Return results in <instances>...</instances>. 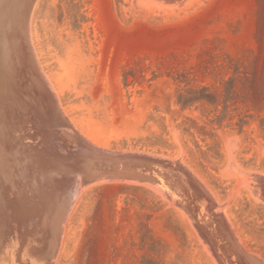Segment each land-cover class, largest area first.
Wrapping results in <instances>:
<instances>
[{
    "label": "rangeland",
    "instance_id": "1",
    "mask_svg": "<svg viewBox=\"0 0 264 264\" xmlns=\"http://www.w3.org/2000/svg\"><path fill=\"white\" fill-rule=\"evenodd\" d=\"M29 25L80 134L183 166L264 264V0H36ZM203 86L218 104L182 109L179 92ZM63 233L53 264H218L180 207L146 185L78 192Z\"/></svg>",
    "mask_w": 264,
    "mask_h": 264
},
{
    "label": "water",
    "instance_id": "2",
    "mask_svg": "<svg viewBox=\"0 0 264 264\" xmlns=\"http://www.w3.org/2000/svg\"><path fill=\"white\" fill-rule=\"evenodd\" d=\"M35 2L0 0V264H53L78 192L110 180L153 187L179 206L218 264H261L183 166L80 134L39 67Z\"/></svg>",
    "mask_w": 264,
    "mask_h": 264
},
{
    "label": "trees",
    "instance_id": "3",
    "mask_svg": "<svg viewBox=\"0 0 264 264\" xmlns=\"http://www.w3.org/2000/svg\"><path fill=\"white\" fill-rule=\"evenodd\" d=\"M218 95L215 92L210 91L209 87L203 86L200 88H187L179 92L177 103L181 105L182 109H186L191 107L194 103H208L211 105L218 104ZM229 91L226 90V95L224 99V108L227 110L229 108L228 101H229ZM193 124V123H192ZM192 125L190 127H185V132L194 135L191 131ZM197 148L201 153H205L201 150L200 145L197 144Z\"/></svg>",
    "mask_w": 264,
    "mask_h": 264
},
{
    "label": "bare ground",
    "instance_id": "4",
    "mask_svg": "<svg viewBox=\"0 0 264 264\" xmlns=\"http://www.w3.org/2000/svg\"><path fill=\"white\" fill-rule=\"evenodd\" d=\"M29 21V20H28ZM158 156V155H157ZM238 169V168H237ZM243 172V171H242ZM81 192V191H80ZM64 234V233H63ZM240 241V240H239ZM252 255H254V254H252ZM258 258V257H257ZM259 259V258H258ZM260 260V259H259Z\"/></svg>",
    "mask_w": 264,
    "mask_h": 264
}]
</instances>
